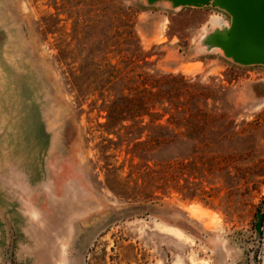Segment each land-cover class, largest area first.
<instances>
[{
  "label": "rangeland",
  "instance_id": "1",
  "mask_svg": "<svg viewBox=\"0 0 264 264\" xmlns=\"http://www.w3.org/2000/svg\"><path fill=\"white\" fill-rule=\"evenodd\" d=\"M231 23L214 3L0 0V264H264V65L226 55ZM159 72L208 95L215 143L152 145L177 186L145 202L133 148L161 130L144 106Z\"/></svg>",
  "mask_w": 264,
  "mask_h": 264
},
{
  "label": "trees",
  "instance_id": "2",
  "mask_svg": "<svg viewBox=\"0 0 264 264\" xmlns=\"http://www.w3.org/2000/svg\"><path fill=\"white\" fill-rule=\"evenodd\" d=\"M159 73L161 75V80L159 81L161 82V85L157 86L156 80L154 78L152 79L150 82V91L145 90V93H147L149 98L147 97L145 99L144 106L148 115L149 113L153 112H161L160 120H163V124L160 126L161 130L158 136L150 137V141L148 140V143L146 142L148 148H143V150H140V143L133 148V158L145 161V171L141 173L137 172L136 178L137 182H143L139 190L140 193L136 196V199L141 198L145 202H155L158 199V194H162V196H164L165 188L171 189L172 191L176 190L177 186L176 174L174 171L178 165L177 158L171 157L169 160L164 162L160 159L162 152H158L155 148L156 146L152 147V145H159L162 146V148L167 144L171 146L176 145V149H178L177 146L179 144H184L191 147L193 145V154L198 155L199 152H206V150L208 151L211 148V145L215 143L211 142L214 138L210 137L211 129L210 126H208L211 120L210 116H212L208 108V95L202 94L201 98L196 100L198 96L195 94V92L198 91V84L196 83L195 79L186 77L184 75L175 76L174 74H164L162 72ZM158 87L159 93L156 94L152 90ZM205 89L206 87L201 88V90ZM155 96L161 97V99L164 101H155ZM203 98L204 101L200 103L198 100ZM192 100H194V102ZM139 106L140 105H138V107ZM134 108H136V106H134ZM124 109H128L126 104L110 107L106 126L111 125L113 122V113H124ZM124 121L125 120H121V123ZM228 138H230L229 134H223L215 138L217 139L215 141H218L216 144H221V142ZM142 151L148 156H139V153ZM214 159H219V157H215ZM162 165H168V168L172 170L171 176L168 180L163 176V173L166 174V171H162ZM197 171L198 168L196 169V172ZM212 171L214 173L227 171L228 176L245 179V177L248 175L256 172V167L244 168L242 166L230 164L226 165V167L222 170V168L217 167L216 165L213 168L209 162H201V167L199 168L198 173L207 175L205 172L210 173ZM199 185L200 184H197V187ZM205 194L206 193L203 191L202 187L192 191L189 190L184 194L182 193L184 200H194L200 195Z\"/></svg>",
  "mask_w": 264,
  "mask_h": 264
},
{
  "label": "water",
  "instance_id": "3",
  "mask_svg": "<svg viewBox=\"0 0 264 264\" xmlns=\"http://www.w3.org/2000/svg\"><path fill=\"white\" fill-rule=\"evenodd\" d=\"M156 2L160 0H149ZM175 6H215L231 17L230 29L217 33L215 41L229 57L249 65H264V0H169Z\"/></svg>",
  "mask_w": 264,
  "mask_h": 264
}]
</instances>
